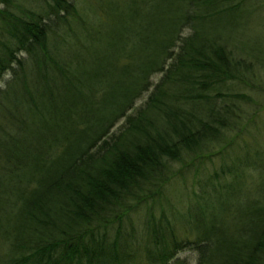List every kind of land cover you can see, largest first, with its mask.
<instances>
[{
    "label": "trees",
    "instance_id": "16d2710c",
    "mask_svg": "<svg viewBox=\"0 0 264 264\" xmlns=\"http://www.w3.org/2000/svg\"><path fill=\"white\" fill-rule=\"evenodd\" d=\"M263 27L264 0H0V264H264Z\"/></svg>",
    "mask_w": 264,
    "mask_h": 264
},
{
    "label": "rangeland",
    "instance_id": "374dc122",
    "mask_svg": "<svg viewBox=\"0 0 264 264\" xmlns=\"http://www.w3.org/2000/svg\"><path fill=\"white\" fill-rule=\"evenodd\" d=\"M262 32L264 35V27H263ZM161 75L162 74H157L153 80L157 82L158 79H160ZM151 90L146 92L139 100H137V103H136L137 106H140L145 103L148 96L150 95ZM257 120L258 122L256 123L257 125L255 126L256 128L251 126V133L247 138L251 144L249 148H252L255 146V148L258 149L261 152V154H263V151H264V111L260 114V117ZM122 122H124V119L121 120L118 124L121 125ZM206 167L198 171H196V169L193 168V170L187 173V175H190L188 182H186L187 184L184 185L183 184L184 181L182 180L175 181V183H172V185L169 187L168 193H170V195L177 201L181 200L184 197L182 201H186L187 203L188 200L190 199L188 192L192 193L194 191L193 188L197 189L198 191L200 189V180H202L204 183V181L208 179L209 173L212 171V168L210 165ZM196 175L197 177L195 178ZM225 220L226 222H229V223L232 222L231 218H228V217H225ZM136 221L140 222V219L136 218ZM182 256L187 258L188 264H197L198 256L195 250H187L182 254Z\"/></svg>",
    "mask_w": 264,
    "mask_h": 264
}]
</instances>
